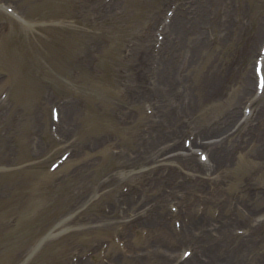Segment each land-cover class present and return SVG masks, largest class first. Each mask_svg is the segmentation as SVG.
<instances>
[{
	"label": "rangeland",
	"instance_id": "rangeland-1",
	"mask_svg": "<svg viewBox=\"0 0 264 264\" xmlns=\"http://www.w3.org/2000/svg\"><path fill=\"white\" fill-rule=\"evenodd\" d=\"M0 1L22 15L20 24L0 10V95L9 92L0 104V264H78L82 258L83 264H167L181 256L184 243H173L172 252L164 255V243L157 240L146 257L153 245L150 234H142L146 224L134 232L125 229L132 218L148 216L151 209L164 215L162 210L168 212L170 203L179 206L183 198L193 205L186 206L193 213L206 208L201 218L212 224L210 230L219 226L211 218L217 212L216 219H230L234 231L264 239V223L254 225L264 213V145L251 141L264 133L253 119L252 126L237 124L229 133L237 130L244 142L235 148L240 152L236 157L222 158L220 164L221 159L212 156L219 169L212 179L197 178L193 166L186 178L197 179L199 185L185 186V191L152 180L149 187L140 185V194H147L140 195L138 207L125 205L123 189L147 177L148 167L136 154L133 163L121 155L132 154L145 141L141 127L147 123L163 128L173 135L171 143L182 145L200 126H211L234 109L242 111L255 86L264 0L209 1L213 16L206 13L205 22L189 19L174 29L176 46H169L173 40L165 44L169 34L164 31L160 56L156 33L169 0ZM167 46L169 56L162 52ZM170 65L169 79L162 74ZM251 74L249 92L243 96ZM146 77L153 84L148 85ZM67 102L81 107L75 122L66 119L77 134L55 141L49 132L50 111L54 105L65 106L63 113L71 119ZM257 106H264V97ZM172 113L177 123L164 117ZM235 139L230 137V144ZM198 148L207 150L196 144L190 151L196 154ZM65 150L71 157L48 172ZM161 161L178 164L174 158ZM156 165L159 169L161 164ZM249 188L263 192L251 203ZM253 226L260 230L251 231ZM196 229L194 225L188 233L199 235ZM167 233L161 238L168 243L172 229ZM261 249L244 251L248 264L261 262ZM222 254L212 264H236ZM206 260L210 264L211 259Z\"/></svg>",
	"mask_w": 264,
	"mask_h": 264
},
{
	"label": "bare ground",
	"instance_id": "bare-ground-1",
	"mask_svg": "<svg viewBox=\"0 0 264 264\" xmlns=\"http://www.w3.org/2000/svg\"><path fill=\"white\" fill-rule=\"evenodd\" d=\"M197 1V0H196ZM180 8V7H179ZM178 12H181L180 10ZM176 13L175 16H176V20L172 23V25L169 26V30L172 32V29L176 28V30H178L180 27H181V24L183 23L184 21V15L185 14H181L180 13ZM191 11H185L186 13V16L188 15H194L193 13H190ZM181 16V17H180ZM180 17V18H179ZM201 20H204L203 16L202 15H199L198 16ZM194 19V18H193ZM192 19V20H193ZM180 26V27H179ZM182 29V28H181ZM201 31V30H200ZM176 33V32H174ZM192 57H193V52H192ZM192 59V58H191ZM172 61L171 59L168 61L170 62ZM173 63L175 64L176 62L173 61ZM174 66V65H173ZM172 67V65H170L168 67V71L169 69ZM220 78H223V77H220ZM207 77H205L203 79V82L205 83ZM251 83H252V80H249V79H245L244 81V85H245V88L242 90V93H243V96H245L249 91H248V88L251 86ZM206 84V83H205ZM213 91V89H212ZM81 107L78 105V104H73V105H70L69 107V112L70 113V116L72 117L70 119V117H68L66 114L63 116V120L65 122H67V133L70 134V135H73L75 132L74 130H76L73 125L70 124V122H68L66 119L68 118L71 123L75 122L76 118H79L80 116V112H79V109ZM78 115V117H77ZM237 115H238V110H235L233 111L231 114L227 115L226 118H225V121H226V127L227 126H230L234 120L237 118ZM61 120H62V115H61ZM262 121V117H257L256 121ZM71 125V126H70ZM219 125V124H218ZM203 126H200L196 132V135H199L197 136V138H195L193 140V143L194 144H197L196 142V139H204V138H207V137H210V136H214V134H217L221 129H222V126L221 127H218L217 124L215 125V128L214 130L210 131L208 129L206 130H200V128H202ZM200 137V138H198ZM264 135L258 137V138H252L251 141H252V144H254L255 142H261L263 143L264 145ZM228 142V141H227ZM227 142L223 143V141H219L217 143L214 144L213 148L211 149V152H212V156L215 155L216 157H218V153L222 156H224L225 159L229 158V156H234L236 157L239 153L236 154V151H229V145H225ZM250 142V141H249ZM152 145V143L150 144V146ZM243 145V143L241 144ZM175 146H173L174 148ZM178 147H181L180 144H178ZM264 146H262L263 148ZM233 157V159H234ZM240 159L242 157V155L240 156ZM260 157H264V153L260 155ZM181 158H184V157H179V160L181 161V165L183 167L187 166L184 162L183 159ZM218 160L220 159L219 157L217 158ZM190 162H192V159L190 160ZM196 163V162H195ZM220 164H222V160H220L219 162ZM202 165V164H201ZM189 166V165H188ZM191 166V165H190ZM198 166V165H197ZM204 166V164L202 165ZM219 170V169H218ZM173 178L175 177H171V179L169 180V183L172 182ZM162 183L164 182V180H160ZM263 192H256V193H253L251 198H249V202L251 203L252 202V199L257 195H261ZM146 225H148L150 228L154 227L155 225H157L156 223H153L151 218L149 217L147 220H146ZM155 224V225H154ZM159 224L164 227V231L167 232V225L165 222H159ZM190 224H193L192 222ZM189 224V222L187 223H184V226L187 227V229H190L191 228V225ZM198 224V223H196ZM222 227V226H221ZM223 230H228V231H224V239L221 240L219 239V241H217V238L211 240V242H207L208 243V246H205L204 244L205 243H202L201 240H198L199 238L203 237L204 234L202 236H198V237H191V234H187L189 236V241H193L194 243L196 242L198 246H196L197 248H200L201 250H198L199 252H201V257L205 256L206 254L208 255V257L211 259V262L210 264H212L214 258L216 256H224L222 253H226L228 254L229 257H231L234 261H236V264H240L241 262H243L244 264H248V259H247V255L244 254V251H248L250 250V252L253 251H260L261 250H264V248L262 247L263 245V238H260L259 239H250V236H247L246 238L244 239H241V240H238L237 243H235L234 241H232V239H230L231 237H235L231 234H233L232 230L227 227V228H224V229H220V231H223ZM260 230V229H259ZM258 230V231H259ZM257 231V232H258ZM236 238V237H235ZM248 239V240H246ZM246 241L249 243V244H245ZM167 251L170 250L171 248V245L165 243L164 245H162ZM260 256H263V263H260V264H264V253H262ZM196 260L198 261V263H196ZM178 264H205V262L203 260H201L200 257H193L191 256L187 261L185 262H180V260L178 261ZM226 264V263H225Z\"/></svg>",
	"mask_w": 264,
	"mask_h": 264
}]
</instances>
